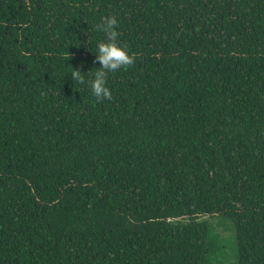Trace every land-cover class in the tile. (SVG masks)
Listing matches in <instances>:
<instances>
[{"label":"trees","instance_id":"16d2710c","mask_svg":"<svg viewBox=\"0 0 264 264\" xmlns=\"http://www.w3.org/2000/svg\"><path fill=\"white\" fill-rule=\"evenodd\" d=\"M205 217L264 264V0H0V264H221Z\"/></svg>","mask_w":264,"mask_h":264},{"label":"clouds","instance_id":"9594fccd","mask_svg":"<svg viewBox=\"0 0 264 264\" xmlns=\"http://www.w3.org/2000/svg\"><path fill=\"white\" fill-rule=\"evenodd\" d=\"M118 25L119 21L115 15H107L101 17V22L93 26L105 37V39L97 41L95 51H93L95 61L99 62V67H94L86 72L72 67V70L69 71L75 82L74 85L77 83L87 84L97 101L112 99V91L107 83L108 73L115 72L122 67L126 68L135 62V55L130 53L126 44L118 40ZM85 73H91V75L85 76Z\"/></svg>","mask_w":264,"mask_h":264},{"label":"rangeland","instance_id":"374dc122","mask_svg":"<svg viewBox=\"0 0 264 264\" xmlns=\"http://www.w3.org/2000/svg\"><path fill=\"white\" fill-rule=\"evenodd\" d=\"M215 231L219 234L222 243L224 245V256L221 260V264H234L235 262V231L232 225L228 222H223L218 218L205 217Z\"/></svg>","mask_w":264,"mask_h":264}]
</instances>
